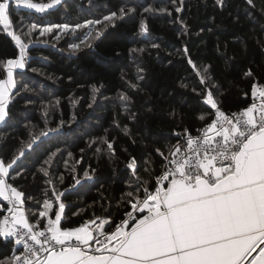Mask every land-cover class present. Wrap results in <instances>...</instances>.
Here are the masks:
<instances>
[{"label": "trees", "instance_id": "1", "mask_svg": "<svg viewBox=\"0 0 264 264\" xmlns=\"http://www.w3.org/2000/svg\"><path fill=\"white\" fill-rule=\"evenodd\" d=\"M9 2L10 29L0 25V79H6L7 60L19 58L11 32L28 47L25 68L15 72L8 115L0 122V157L10 160L31 134L59 128L26 150L14 165L19 175L10 170L15 177L10 182L24 193L30 212L42 210L45 189L54 185L64 193L72 227L93 213L114 223L123 218L131 206L122 198L131 190L130 181L136 186L128 164L135 158L137 175L148 179L144 168L150 162L152 175L158 176L162 158L156 149L166 151L177 133L194 132L211 118L209 89L230 113L249 105L255 81L264 84V0H253L255 7L247 0H224L223 7L216 0H62L42 15ZM120 9L121 18L95 29L41 35L53 24H83L114 12L119 17ZM31 23L39 27L29 33ZM74 45L79 48L73 50ZM122 94L130 100L122 101ZM48 196L55 202L51 191ZM0 203L6 205L2 198ZM17 249L12 239L0 236V264Z\"/></svg>", "mask_w": 264, "mask_h": 264}, {"label": "snow or ice", "instance_id": "2", "mask_svg": "<svg viewBox=\"0 0 264 264\" xmlns=\"http://www.w3.org/2000/svg\"><path fill=\"white\" fill-rule=\"evenodd\" d=\"M14 2L44 12L62 0ZM247 3L255 7L253 0ZM216 4L223 7L224 0H216ZM9 7V0H0V25L5 29L11 25ZM123 15L120 9L119 17L114 12L103 20L83 24H53L44 27L41 35L54 29L74 32L90 25L95 29ZM27 27L31 33L39 26L31 23ZM141 27L147 32L146 24ZM96 35L101 32L96 31ZM12 37L20 51L19 58L7 60L6 79H0V122L8 115L7 106L16 88L14 70L25 68L27 55L28 45L21 36L13 33ZM78 48L73 46V50ZM246 75L251 76V70ZM200 79L207 88L205 78ZM98 91L93 88L94 93ZM251 97L250 106L226 114L209 89L206 104L214 110L209 113L211 118L195 134L186 128L177 133V142L166 145V151L156 149L162 158L158 176L152 175L150 162L144 168L149 178L138 176L132 158L128 167L136 186L130 181L131 190L122 198L131 210L124 212L122 217L127 218L118 223L93 213V218L79 226H69L71 221L61 200L64 193L57 192L54 185L45 189L42 210H25V195L10 182L15 178L10 170L19 175L14 165L26 150L59 128L31 134L10 160L0 157V198L7 202L0 203V236L15 238L20 246L7 264H264V85L254 86ZM120 99L128 102L130 97L122 94ZM199 119L205 121L206 116ZM104 143L112 151V144L107 140ZM49 160L44 163L49 164ZM40 171L49 176L48 169ZM84 177L91 179L87 172ZM59 181L63 182V176ZM46 183L53 182L49 179ZM49 191L55 202L48 196Z\"/></svg>", "mask_w": 264, "mask_h": 264}, {"label": "built area", "instance_id": "3", "mask_svg": "<svg viewBox=\"0 0 264 264\" xmlns=\"http://www.w3.org/2000/svg\"><path fill=\"white\" fill-rule=\"evenodd\" d=\"M258 85H264V84H262V83H259V82H254L253 83V87L254 86H258ZM251 103V102H250ZM250 103H249V105H247V106H250ZM247 106H245V107H247ZM245 107H242V108H239V109H237V110H235V111H233V112H236V113H239L240 111H242ZM231 113V112H230ZM226 114H227V112H226ZM202 127V126H201ZM201 127H199V128H201ZM199 128H197V129H199ZM196 129V130H197ZM196 130L194 131V132H191L192 134H195L196 133ZM151 190V189H150ZM7 203V202H6ZM131 210V209H130ZM6 215H8V213H6ZM123 218H127L126 216H124ZM10 239H12L13 240V242H14V244H15V238H12V237H9ZM15 246L17 247V248H19L20 246H18V245H16L15 244Z\"/></svg>", "mask_w": 264, "mask_h": 264}, {"label": "rangeland", "instance_id": "4", "mask_svg": "<svg viewBox=\"0 0 264 264\" xmlns=\"http://www.w3.org/2000/svg\"><path fill=\"white\" fill-rule=\"evenodd\" d=\"M23 7V6H22ZM32 10H35V9H32ZM35 11H37V10H35ZM38 12V11H37ZM39 14H43L42 12H39ZM8 29H10V28H8ZM9 32H11L10 30H8ZM12 34H13V32H11ZM15 34V33H14Z\"/></svg>", "mask_w": 264, "mask_h": 264}, {"label": "crops", "instance_id": "5", "mask_svg": "<svg viewBox=\"0 0 264 264\" xmlns=\"http://www.w3.org/2000/svg\"><path fill=\"white\" fill-rule=\"evenodd\" d=\"M17 70H20V69H16V70H14V78H15V72H16Z\"/></svg>", "mask_w": 264, "mask_h": 264}]
</instances>
